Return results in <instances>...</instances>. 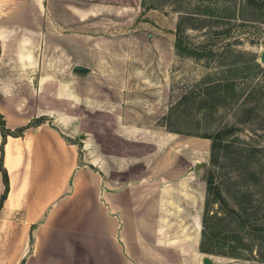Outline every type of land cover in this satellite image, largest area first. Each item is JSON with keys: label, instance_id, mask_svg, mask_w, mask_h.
Returning a JSON list of instances; mask_svg holds the SVG:
<instances>
[{"label": "crops", "instance_id": "obj_1", "mask_svg": "<svg viewBox=\"0 0 264 264\" xmlns=\"http://www.w3.org/2000/svg\"><path fill=\"white\" fill-rule=\"evenodd\" d=\"M79 3L0 0V114L10 131L30 126L4 145L10 189L0 210V264H203V216L192 206L190 177L146 176V166L153 167L134 147L139 129L123 126L122 110L103 92L106 83L82 84L73 71L78 65L65 77L63 56L80 51L79 38L94 37L80 33L90 15ZM49 48L60 55L55 65L40 57ZM81 105L96 137L128 133L129 149V142H107L101 158L88 145L82 162L74 142ZM41 119L47 122L33 126ZM1 143L0 134V161ZM4 191L0 171V200Z\"/></svg>", "mask_w": 264, "mask_h": 264}, {"label": "rangeland", "instance_id": "obj_2", "mask_svg": "<svg viewBox=\"0 0 264 264\" xmlns=\"http://www.w3.org/2000/svg\"><path fill=\"white\" fill-rule=\"evenodd\" d=\"M80 1L77 8L90 15L79 24L80 33L94 37L79 38L80 51L71 59L63 56L65 77L81 65L91 69L85 75L75 73L82 84L106 83L103 92L114 110H122L123 126L139 129L134 147L144 165L153 167L149 171L146 166L144 174L167 181L190 177L191 203L201 217L247 209L246 229H240L238 216L232 214L225 225L227 233H241L252 253H242V258L206 254L214 264H264L258 251V245L264 246V0H144L146 7H155L147 12L143 0ZM65 24L72 28L73 21ZM178 25L181 42L199 57L176 51ZM49 51L40 57L55 65L60 55ZM101 99L104 105L105 97ZM75 112L80 137L74 142L82 162L88 145L97 147L101 158L107 142L132 145L128 133L99 139L90 130L88 108L81 105ZM119 120L114 117L113 125ZM232 127L236 132L220 153L218 170L211 163V141L198 136ZM211 169H216V189L209 195L205 182Z\"/></svg>", "mask_w": 264, "mask_h": 264}, {"label": "trees", "instance_id": "obj_3", "mask_svg": "<svg viewBox=\"0 0 264 264\" xmlns=\"http://www.w3.org/2000/svg\"><path fill=\"white\" fill-rule=\"evenodd\" d=\"M142 7H144L145 12L155 8L154 6L146 7V3L144 2V0L142 2ZM177 28H178V31H176L177 41L175 43L176 51L182 56L190 57L197 55L199 57L200 54L196 53V50L194 48L188 45H184L183 41L181 42L180 33L182 29L180 25H178ZM42 123H43V119L38 120V122H35L33 126H39ZM29 127L30 126L23 127L16 131H10L7 128L6 121L3 115L0 114V134L2 136V143H1L2 156L0 161V171L3 175V181L5 185L4 194L2 195L0 200V210L3 206L4 201L7 198L10 189L8 173L3 166L4 145L9 136L22 137L25 131ZM235 132L236 129L232 127V128H226L216 133L213 136H198L211 141V163L214 164L213 167H215L216 169L218 168V170L219 167L217 165L219 164L220 153L223 149L227 147L226 144L229 141V138H231L232 134ZM216 169L209 170L208 178H206L207 192L209 195L213 194L216 189L215 187ZM220 194H217V196L220 197ZM218 200L222 204L220 199ZM215 201H217V199H214L213 202ZM223 202L225 201L223 200ZM210 203L211 201L209 199V201H207V204L209 205ZM223 213H224L223 216L218 215L219 213H216L213 214L212 217L210 218H208L207 215L203 217L204 230L202 231V240L200 245L201 252L205 254L218 255V256L231 257V258H242L240 254L245 252L252 253L253 247L248 243H244V241L240 237L241 233H237V234L235 232L227 233L226 231L227 226L225 225V222H227L226 221L227 217L232 214L231 216L233 215L238 216L237 218L239 219L240 229L241 230L246 229V227L249 226V215L247 209L243 207L240 208L235 207L233 210L231 211L227 210L224 211ZM228 234H230V236H228ZM229 239H231V241ZM258 251L261 256V262L264 263V246L258 245Z\"/></svg>", "mask_w": 264, "mask_h": 264}, {"label": "water", "instance_id": "obj_4", "mask_svg": "<svg viewBox=\"0 0 264 264\" xmlns=\"http://www.w3.org/2000/svg\"><path fill=\"white\" fill-rule=\"evenodd\" d=\"M261 61L264 62V53H262ZM75 73L86 74L90 72V69L84 66H76L73 70ZM203 264H214V261L208 256L203 259Z\"/></svg>", "mask_w": 264, "mask_h": 264}]
</instances>
